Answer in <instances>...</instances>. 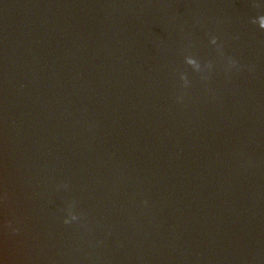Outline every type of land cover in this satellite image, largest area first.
<instances>
[{"label":"water","instance_id":"95a60500","mask_svg":"<svg viewBox=\"0 0 264 264\" xmlns=\"http://www.w3.org/2000/svg\"><path fill=\"white\" fill-rule=\"evenodd\" d=\"M258 16L0 0V264H264Z\"/></svg>","mask_w":264,"mask_h":264},{"label":"clouds","instance_id":"9594fccd","mask_svg":"<svg viewBox=\"0 0 264 264\" xmlns=\"http://www.w3.org/2000/svg\"><path fill=\"white\" fill-rule=\"evenodd\" d=\"M253 22L256 23L260 29L264 30V23H262V22H264V16H258ZM210 43L216 44V37H213L211 39ZM185 62H186V64L190 65L196 71H199L200 68H201V66L198 63V61L196 59L192 58V57H186L185 58ZM234 64H235L234 61L229 60V65L230 66H234ZM207 67L210 68L211 64L207 65ZM181 80L184 81L185 86H186L187 85V80H186V78L183 75H181ZM70 218L72 220H75L76 216L70 214ZM68 222H69L68 220H65V223H68Z\"/></svg>","mask_w":264,"mask_h":264}]
</instances>
